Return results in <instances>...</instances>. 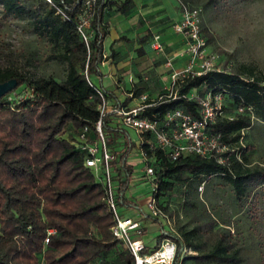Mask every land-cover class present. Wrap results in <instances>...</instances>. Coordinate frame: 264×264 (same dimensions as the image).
Wrapping results in <instances>:
<instances>
[{"label": "trees", "instance_id": "16d2710c", "mask_svg": "<svg viewBox=\"0 0 264 264\" xmlns=\"http://www.w3.org/2000/svg\"><path fill=\"white\" fill-rule=\"evenodd\" d=\"M87 1L39 0L28 4L21 0H0V5L9 13L33 14L31 25L39 35L62 41L65 51L60 59L69 65L65 80L56 82L27 76L13 66L0 64V83L17 78L18 85L12 92L23 85L33 90L32 97L24 100L7 102L5 96L0 99V264H109L106 256L126 246L112 232L116 222L105 202L104 187L85 166L86 154L75 142L81 130L85 126L93 130L100 117L98 105L102 98L85 71L102 76L100 64L104 53L100 25L105 11L115 9L127 14L135 4L133 0L122 3L96 0L90 22L95 36L86 41L79 31V16L85 11ZM175 85L176 94L148 108L145 115L162 119L168 111L182 108L199 116V105L187 97L189 92L201 86H206L207 91L223 92L226 116L212 124L211 131L238 150L223 154L227 158L225 163L196 155L172 161L163 150L151 151L143 145L152 158V165L161 166L158 201L163 192L173 188V181L186 177L223 175L238 196L246 192L247 181L264 183V168L248 166L247 158L241 157L239 142L242 131L252 125L249 107L264 120V74L244 65L232 72L189 76L177 80ZM228 100L244 111L230 117ZM109 120H106V131L118 130L108 126ZM128 173L120 186V204L127 203L124 192L129 187L131 169ZM51 230L54 232L50 233ZM189 233L179 236L162 229L156 250L163 240H172L177 247L172 264H179L181 251L186 246L200 249ZM119 258L126 264H135L127 247ZM196 259L236 264L241 261V255L239 250L230 251L221 236L211 250Z\"/></svg>", "mask_w": 264, "mask_h": 264}, {"label": "rangeland", "instance_id": "374dc122", "mask_svg": "<svg viewBox=\"0 0 264 264\" xmlns=\"http://www.w3.org/2000/svg\"><path fill=\"white\" fill-rule=\"evenodd\" d=\"M21 1L36 4L39 0ZM123 1L118 0L119 3ZM244 2L247 3L248 0H244ZM142 7L153 11L157 8L168 9L177 14L179 18L180 16L182 18L186 8L197 10L209 49L217 54L221 70L232 72L245 65L255 68L257 73L264 74V66L259 63L261 59H264V40H261L259 35L254 32V26L248 20L249 17L264 18V0H257L246 13L233 20L227 30L228 34L224 43L219 46L213 33L223 34L226 28L223 21L214 20L215 0H149ZM90 14L89 8L85 10L79 16V25L84 21H91L93 16ZM33 18L34 15L31 13H25L23 16L9 13L0 5V64L4 67L13 66L27 76L62 82L65 80L69 68L68 63L60 59V55L65 51L64 45L62 41H52L48 35L36 33L31 25ZM80 33L82 37L84 33L89 40L95 36V30L91 25L84 27L83 33ZM233 47H236L234 54L232 53ZM184 49L178 57L185 56V54L182 55ZM165 52H167L166 48L164 51H159V55ZM184 58L187 63L188 57ZM95 76L90 74L94 81ZM206 91V86L194 88L187 97L196 100ZM164 94L166 93L161 95L164 96ZM174 94L176 93L174 92ZM31 95H33V90L23 85L16 91L7 94L4 101L16 102L21 100L20 96L28 98ZM227 104L230 117L244 111L229 100ZM248 114L251 117L252 125L242 131V136L239 139L242 147L241 157L247 158L250 168H264V120L255 109L248 110ZM114 120L110 119L109 122H114ZM121 126L118 123V130L114 131L115 135L108 134V136H112L110 147L117 154L122 155L125 147L130 148L129 161L136 165L130 179V187L124 192V195L128 199H134L135 204L141 206L144 213L149 214L145 203L152 194L153 182H156L157 185L159 183L161 166L155 163L157 175L154 178L145 176L142 172L145 165L140 154L139 136L132 129H125L127 134L121 132ZM129 141H131V147ZM113 175H122L127 179V174L123 170L121 173L115 170ZM173 184V188L163 192L159 198V206L165 216L150 218L146 222L160 223L166 232L174 235L181 236L185 232H190V237L200 245V249L195 250L186 246L181 251L179 264H227L196 259L199 254L211 250L221 236L229 244L230 251L239 250L241 261L236 264H264V183L247 181L246 192L241 196L237 195L232 183L225 176L219 174L186 177L183 180L173 181ZM119 210L123 215L126 207L120 204ZM132 211L135 213L134 210ZM142 215L143 212H140L135 219H141ZM145 224L142 227V238L146 246L150 247L147 252L151 253L157 248L158 235L161 231L145 227ZM126 247L122 246L109 253L106 256V261L109 264H126L119 258Z\"/></svg>", "mask_w": 264, "mask_h": 264}, {"label": "built area", "instance_id": "2783aa9c", "mask_svg": "<svg viewBox=\"0 0 264 264\" xmlns=\"http://www.w3.org/2000/svg\"><path fill=\"white\" fill-rule=\"evenodd\" d=\"M95 1H87L85 10L88 8L91 10ZM91 14L93 16L92 11ZM90 22L81 23L79 31L83 33V28L90 27ZM174 30L185 39L186 44L182 55L185 54L184 57H188L186 66L175 75V83L189 76H202L213 71H223L219 67L217 54L209 49L197 10L186 8L180 22L175 24ZM83 38L89 41L84 33ZM153 48L164 51L160 35L154 36ZM167 65H171V62L169 61ZM85 75L102 98V102L98 105L100 117L93 130L89 126L81 130L75 144L81 152L86 154L85 166L93 171L104 187L105 202L116 222L112 232L133 254L135 264H172L176 255V244L170 239H165L156 251L148 253L147 246L141 238L143 235L141 222L133 218H125L119 210V176H114L113 171L118 168L120 155L110 147L112 140L105 128L106 120L116 118L114 120L116 124L120 123L138 134L140 154L145 165L144 175L154 178L156 174L152 158L142 147L143 145H147L151 151L163 150L172 161L180 157L196 155L203 158H215L220 163H225L227 158L223 154L237 152L238 147L224 143L220 134L211 131V125L226 116V95L220 91L208 90L198 97L195 101L199 105V116H194L182 108H176L168 111L162 119H152L145 115L147 109L164 98H171L174 92L170 91L154 99L142 95L135 106L129 107L123 103L112 102L110 95L94 84L87 70ZM15 95H17L16 92ZM23 97L20 96V99H27ZM130 97L136 100L132 94ZM251 109L249 107V110ZM153 183L152 194L146 203L149 214L143 213L144 219L165 216L156 197L158 185L156 182ZM52 232L54 231L51 230L50 233Z\"/></svg>", "mask_w": 264, "mask_h": 264}, {"label": "crops", "instance_id": "0c3cea01", "mask_svg": "<svg viewBox=\"0 0 264 264\" xmlns=\"http://www.w3.org/2000/svg\"><path fill=\"white\" fill-rule=\"evenodd\" d=\"M146 1L149 0H133L134 10L127 14L106 10L103 23L100 25L104 53V60L100 64L102 76H95V81H92L110 95L112 102L123 103L129 107L135 106L142 95L154 99L162 93L174 92L175 75L186 66V59L178 57L185 48L186 41L174 30V25L181 20V16L177 17V14L168 9L157 8L153 11L143 8ZM155 35L161 36L164 48L167 49L164 54L159 55V51L156 52L157 50L153 48ZM169 61L171 65H167ZM131 94L136 100L130 97ZM108 126L111 129L117 128L115 122H109ZM125 129L129 128L121 126V132H125ZM107 134L115 135L110 130ZM109 137L112 140V136ZM129 152L130 148L125 147L120 155L117 170L120 173L121 170L125 171L128 177V169L131 167L132 177L136 165L129 161ZM125 181L126 179L119 175V192L121 184ZM124 200L127 202L122 204L126 207L123 213L125 218L135 219L140 212L144 213V209L135 204L134 199H128L124 195ZM135 220L140 221L142 227L146 223L145 227L148 226L150 229L160 231L163 229L160 223H147L148 220L144 219L143 215L141 219ZM147 250H150V247L147 246Z\"/></svg>", "mask_w": 264, "mask_h": 264}, {"label": "clouds", "instance_id": "9594fccd", "mask_svg": "<svg viewBox=\"0 0 264 264\" xmlns=\"http://www.w3.org/2000/svg\"><path fill=\"white\" fill-rule=\"evenodd\" d=\"M256 2L257 0H248L247 3L244 0H215L214 20L223 21L226 28L223 34L213 33L218 46L224 43L225 37L228 34L227 30L230 28L233 20L246 13ZM248 20L254 26V32L259 35L261 40H264V18L249 17ZM235 52L236 47H233L232 53L234 54ZM259 63L264 66V59H261Z\"/></svg>", "mask_w": 264, "mask_h": 264}, {"label": "water", "instance_id": "95a60500", "mask_svg": "<svg viewBox=\"0 0 264 264\" xmlns=\"http://www.w3.org/2000/svg\"><path fill=\"white\" fill-rule=\"evenodd\" d=\"M18 85L17 78H12L4 83H0V99L11 93Z\"/></svg>", "mask_w": 264, "mask_h": 264}]
</instances>
